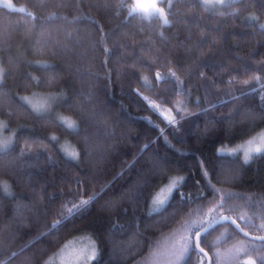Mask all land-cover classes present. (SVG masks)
<instances>
[{
  "label": "trees",
  "instance_id": "1",
  "mask_svg": "<svg viewBox=\"0 0 264 264\" xmlns=\"http://www.w3.org/2000/svg\"><path fill=\"white\" fill-rule=\"evenodd\" d=\"M132 1L0 4V264H48L83 235L91 264H158L193 221L222 215L264 235V150L236 153L264 134V0H172L168 25ZM242 240L239 264H261L264 241L232 223L202 246L218 264ZM201 259L189 247L179 264Z\"/></svg>",
  "mask_w": 264,
  "mask_h": 264
},
{
  "label": "rangeland",
  "instance_id": "2",
  "mask_svg": "<svg viewBox=\"0 0 264 264\" xmlns=\"http://www.w3.org/2000/svg\"><path fill=\"white\" fill-rule=\"evenodd\" d=\"M170 1L172 0H133L130 6V10L133 11V9H137L136 11L143 14V15H153L155 14L152 10V6L155 5L158 8H163L165 14L167 15V8L170 4ZM227 0H224V3H216V4H210L205 5L208 9L213 10H222V6L226 3ZM0 4H6V0H0ZM14 3L12 2V6ZM140 5L142 7L137 8V6ZM158 15V14H156ZM213 94V92H212ZM31 103H36V106L41 108L40 110H45L48 108V105L51 102L50 97L47 98L44 95H39L38 98H32L30 99ZM30 103V104H31ZM35 107V106H34ZM264 134L263 136L257 137L256 139L253 137L248 142L247 149L244 151L243 148H238L237 152L240 151L243 154L246 153L249 158L252 156L262 152L264 150ZM258 139H260V142H256ZM262 139V140H261ZM253 140V141H252ZM11 137L7 135L6 132L3 131L2 122L0 123V144L4 143H10ZM256 149H260L259 152L256 151ZM70 152V151H69ZM231 152V151H230ZM70 154V153H69ZM178 178H173L171 181H169L165 186H162L158 191H156L151 204L152 210H158L162 206H164L167 201L170 199L174 189L177 186ZM161 201H164L165 203L163 205L160 204ZM223 236L221 235L220 238ZM181 239L174 238L165 249L166 255H161L159 257L158 264H165L170 257L175 258V263L177 264V256L180 254L181 248L183 246H187L186 237L184 235L181 236ZM250 239V238H249ZM253 240V239H250ZM202 242V241H201ZM93 239L87 235L83 236H77L74 239L67 242L66 247H64L60 252L59 256H56L55 258L51 257L48 261V264H91L92 261L97 257L99 251L98 248L94 245ZM248 244L245 240L240 241L232 246H230L226 251H224L221 254V260L218 262V264H239V257L240 255L247 250ZM252 257L256 258L252 255H247L244 257V261L246 258ZM180 263V261H179ZM246 263V262H245Z\"/></svg>",
  "mask_w": 264,
  "mask_h": 264
},
{
  "label": "snow or ice",
  "instance_id": "3",
  "mask_svg": "<svg viewBox=\"0 0 264 264\" xmlns=\"http://www.w3.org/2000/svg\"><path fill=\"white\" fill-rule=\"evenodd\" d=\"M200 2L204 5H210V4H216V3H224V0H200ZM5 6L11 8L12 7V0H6V4ZM171 6V5H169ZM139 7H142L140 5L137 6V8ZM18 11H23V9H17ZM137 9H133V12L136 11ZM152 10L155 14H158L159 16L162 17L163 19V23L165 25H168L170 24V21H168L167 19V15L165 14L164 12V9L163 8H158L156 7L155 5L152 6ZM131 14V13H130ZM107 51V50H106ZM171 75L174 77L175 76V73H171ZM0 76H2V74H0ZM157 76L159 77V73H157ZM182 83V82H181ZM247 83V82H245ZM21 99H25L26 98H21ZM37 111H39V109H37ZM69 128H72L73 125H68ZM8 147V143H4V144H0V151H3L4 149H6ZM257 152L260 151V149H256ZM66 155H69L71 158H75V154H68L66 153ZM247 162V161H245ZM94 199L93 198H90L89 200H84L81 202L80 205H76L74 206L76 210H83V211H80V215L81 217L83 215H86L87 214V210L85 208V206L89 205L91 200ZM165 202L164 201H161L160 204L163 205ZM73 210L70 209L69 210V213L70 215L72 214ZM220 220H223V221H231L233 224H235V221H232V218L231 217H227V216H224V217H221ZM220 221L218 220H215L213 219L212 221H208V222H205L203 220L197 222V221H193L192 224L190 225L191 229H193V231L190 232L189 234V237L187 238L188 239V245L189 246H183L181 248V251H180V254L177 256V264H179V261L180 260H183L185 258V255L189 252V247L192 249V250H195L196 251V254L198 256V258H201V264H205L206 260H207V255L204 253V250L202 248L199 247L202 239L205 240L206 242V235L209 233V229L213 227L214 224H218ZM57 223H60L59 221H57ZM205 224L207 226H205ZM239 226L237 225V228ZM202 233L204 234L202 236ZM260 239L264 240V237H261ZM261 264H264V257H261ZM247 264H256L255 260H251L249 259V261L247 262Z\"/></svg>",
  "mask_w": 264,
  "mask_h": 264
},
{
  "label": "water",
  "instance_id": "4",
  "mask_svg": "<svg viewBox=\"0 0 264 264\" xmlns=\"http://www.w3.org/2000/svg\"><path fill=\"white\" fill-rule=\"evenodd\" d=\"M224 216H227V217H231L232 218V221H235V224H233L231 221H223V220H220L221 217H224ZM216 220L220 221L218 224H214L212 228L220 225V224H223V223H232L233 225H235L237 227V225L239 226L238 227V230L241 232V234H243L245 237L247 238H250V239H253V240H259V241H264L262 239H260L261 237H264V235H258V234H254V233H251L249 231H247L241 224L238 220H236L234 217L232 216H229V215H222L220 216L219 218H217ZM212 228H210L209 230H211ZM203 235V233H202ZM200 248H202L204 250V253L207 255V263L206 264H213V258L210 254V252L208 250H206L203 246H202V242L200 243L199 245ZM249 259L251 260H255L254 258L252 257H248L245 259V262L247 263L249 261Z\"/></svg>",
  "mask_w": 264,
  "mask_h": 264
}]
</instances>
